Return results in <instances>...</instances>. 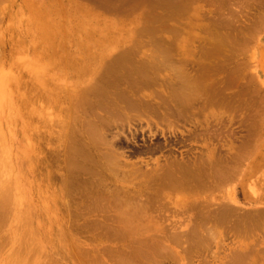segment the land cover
<instances>
[{
    "label": "rangeland",
    "instance_id": "374dc122",
    "mask_svg": "<svg viewBox=\"0 0 264 264\" xmlns=\"http://www.w3.org/2000/svg\"><path fill=\"white\" fill-rule=\"evenodd\" d=\"M0 73V264H264V0H0Z\"/></svg>",
    "mask_w": 264,
    "mask_h": 264
},
{
    "label": "bare ground",
    "instance_id": "6f19581e",
    "mask_svg": "<svg viewBox=\"0 0 264 264\" xmlns=\"http://www.w3.org/2000/svg\"><path fill=\"white\" fill-rule=\"evenodd\" d=\"M219 35V34H218ZM158 63V62H157ZM153 66V65H152ZM129 69V68H128ZM181 75V74H180ZM183 75V74H182ZM5 81H6V76L3 74V73H0V109L3 107V106H5V105H7V102H8V98L6 97V92H5ZM10 105V104H9ZM1 139V138H0ZM2 141V140H1ZM108 144V143H107ZM0 151H1V149H0ZM111 155V154H110ZM113 160H115V159H113ZM113 162V161H112ZM9 163V162H8ZM11 164V163H10ZM6 164H4V163H2V165L0 166V177L2 176V171L3 170H5L6 169ZM11 166V165H10ZM209 167V166H208ZM106 168V167H105ZM11 169V168H10ZM4 172H6V171H4ZM7 177H9V176H7ZM2 178V177H1ZM0 178V192H2V193H7L8 192V189H10V188H8V184H6V182H5V180H2ZM11 182V181H10ZM10 193V192H9ZM11 196H12V194H11ZM8 198H9V196H4L3 197V200L1 201V203H0V206H3V205H5V203H7L8 202ZM2 199V198H1ZM0 199V200H1ZM16 199V198H15ZM17 202V201H16ZM24 213V212H23ZM19 216V215H18ZM21 220V219H20ZM31 220V219H30ZM22 221V220H21ZM24 221V220H23ZM23 221H22V224H24L23 223ZM33 222V221H32ZM30 223V222H29ZM24 226V225H23ZM31 226V225H30ZM24 228V227H23ZM27 229H28V227H26ZM41 243V242H40ZM25 253V252H24ZM18 261V260H17ZM25 262V261H24ZM22 264V263H21Z\"/></svg>",
    "mask_w": 264,
    "mask_h": 264
}]
</instances>
